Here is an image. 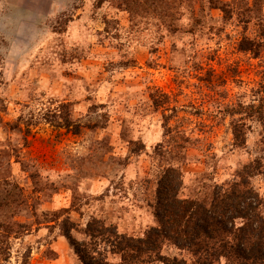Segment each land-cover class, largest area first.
Masks as SVG:
<instances>
[{
    "label": "rangeland",
    "instance_id": "1",
    "mask_svg": "<svg viewBox=\"0 0 264 264\" xmlns=\"http://www.w3.org/2000/svg\"><path fill=\"white\" fill-rule=\"evenodd\" d=\"M260 103L264 0H0V264H82L91 220L142 238L169 167L209 197L264 158L227 115Z\"/></svg>",
    "mask_w": 264,
    "mask_h": 264
},
{
    "label": "trees",
    "instance_id": "2",
    "mask_svg": "<svg viewBox=\"0 0 264 264\" xmlns=\"http://www.w3.org/2000/svg\"><path fill=\"white\" fill-rule=\"evenodd\" d=\"M238 107L227 115L246 114L264 130V104ZM240 121L232 122L234 148L246 146ZM263 174L264 158L256 157L240 166L233 180L214 184L209 197L199 200L181 196L182 172L169 167L156 192V226L142 238L120 234L99 220L87 223V241L73 239L70 229L66 236L82 264H264V197L250 183ZM165 245L187 253L189 261L163 255ZM108 255L118 261L110 262Z\"/></svg>",
    "mask_w": 264,
    "mask_h": 264
}]
</instances>
